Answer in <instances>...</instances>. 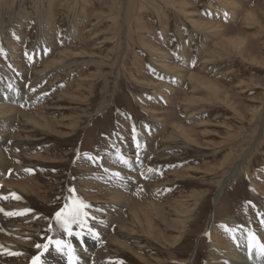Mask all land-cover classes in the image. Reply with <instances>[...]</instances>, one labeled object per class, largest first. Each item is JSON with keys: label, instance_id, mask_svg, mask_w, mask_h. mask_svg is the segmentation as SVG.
Masks as SVG:
<instances>
[{"label": "rangeland", "instance_id": "rangeland-1", "mask_svg": "<svg viewBox=\"0 0 264 264\" xmlns=\"http://www.w3.org/2000/svg\"><path fill=\"white\" fill-rule=\"evenodd\" d=\"M8 88L20 100L0 102V207L32 211L0 213V264H31L49 236L77 258L91 246L85 264H260L248 243L264 244V0H0ZM72 195L98 237L56 225ZM41 259L69 264L54 246Z\"/></svg>", "mask_w": 264, "mask_h": 264}, {"label": "snow or ice", "instance_id": "snow-or-ice-1", "mask_svg": "<svg viewBox=\"0 0 264 264\" xmlns=\"http://www.w3.org/2000/svg\"><path fill=\"white\" fill-rule=\"evenodd\" d=\"M137 148H139V143H137ZM89 159H95L94 157H89ZM121 159H123L121 157ZM127 163L126 160L123 161ZM26 171H31L30 169H26ZM107 171V169H106ZM151 171V169H150ZM113 175L119 176V173H114ZM71 193H75V188L70 189ZM10 196L15 200L22 199L21 196L16 194L15 192H11ZM9 196L0 193V200H8ZM70 200L72 201L71 204H65L64 208L60 211L55 213V223L58 228L65 233L68 237H77L83 238L84 230H87V233L99 236L98 232L94 231V228L89 225V219L95 220L96 217L91 216L90 212L87 210L91 207L90 204L85 202L83 199L72 195L70 196ZM250 203V202H249ZM31 209H23V210H14V211H6L3 207H0V213H3L5 216H20L26 215L27 213L31 212ZM73 226L80 229L79 231H73ZM225 229L227 230V226L224 225ZM52 225L50 224L47 231L51 232ZM50 246H54L56 251L67 255L69 258V264H75V261L78 259L74 257L75 248L70 241H65L63 239H53L51 236L47 237L46 243H36L35 247L38 250H42L39 254L32 257L31 264H45V261L41 259V256L44 252H47ZM3 246L0 245V248ZM248 247L251 250L252 248L257 249V255L264 258V244H260L257 246L256 244V236L254 234H249V243ZM9 255H19L20 253L9 252Z\"/></svg>", "mask_w": 264, "mask_h": 264}, {"label": "bare ground", "instance_id": "bare-ground-1", "mask_svg": "<svg viewBox=\"0 0 264 264\" xmlns=\"http://www.w3.org/2000/svg\"><path fill=\"white\" fill-rule=\"evenodd\" d=\"M251 14H249L248 16H250ZM62 61V60H61ZM60 61V62H61ZM55 65V63L53 64V66ZM48 67V69H50V67H52V65H48L47 66ZM46 67V68H47ZM54 68V67H53ZM55 69H57V68H55ZM51 71H53L54 72V69H51ZM18 72V71H17ZM46 73V72H45ZM52 74V73H51ZM54 74H56V73H54ZM57 75V74H56ZM58 75H60V74H58ZM50 76V75H49ZM71 75H69V77H70ZM48 77V76H47ZM46 77V78H47ZM45 78V77H44ZM197 79V78H196ZM68 81V80H67ZM38 83V82H37ZM198 83H199V81H198ZM197 83V84H198ZM201 83V82H200ZM36 84V83H35ZM42 84L43 85H46V83L43 81L42 82ZM195 85V84H194ZM193 85V86H194ZM199 87V86H198ZM194 88L196 89V86H194ZM15 91H13L12 90V88H8V90H6V89H3V90H0V102H3V104H5L6 102H8V104H10V103H14L15 101L17 102V101H19L20 99H17V97H15L14 96V94H13V92H15L16 94H17V92L18 91H16V89H14ZM10 98V99H9ZM7 104V103H6ZM9 113H12V112H10L9 111ZM25 116V115H24ZM8 117H10V116H8ZM25 122L26 124H30V125H33V126H35L34 124H35V122H34V120L32 119V118H29V117H23L22 119H21V122ZM32 127V126H31ZM176 129H177V127H176ZM178 131V130H177ZM175 134V133H174ZM26 137V136H25ZM253 151H255V149H252L251 151H250V153H249V155H248V157H250L252 154H253ZM0 154H1V152H0ZM29 159V158H28ZM28 159H23L22 160V162L24 161V163L26 162V164L27 165H29V164H32V162L30 161V160H28ZM247 159V158H246ZM37 160V159H36ZM245 162V160H242V161H240L238 164H236V166L230 171V173L223 179V181H222V183H221V185H220V187H219V189H218V191H217V193H216V195H215V199H214V202H215V206H217V204H218V201H219V199H220V197L222 196V194H223V192H224V190L233 182V181H235V178L240 174V172H241V170H242V164ZM36 164V163H35ZM0 183H2L1 181H0ZM1 188V187H0ZM26 189V188H25ZM24 189V191H28L29 189H26L25 190ZM4 190H5V188H4ZM108 190V189H107ZM7 191H9V190H6V192ZM23 191V192H24ZM8 194V193H7ZM6 194V195H7ZM26 195V194H25ZM133 212V211H132ZM130 220L132 221V223L134 224V227H133V233L131 232V233H129L128 235H129V237H132V236H134V235H138V234H140L141 233V231H140V229H141V226H140V224H139V221H138V218H137V216H136V213H134V214H130ZM212 222H213V215H212V217H211V225H210V227H212L213 226V224H212ZM20 228V227H19ZM22 235L25 233L24 231H22V232H20ZM127 233V232H126ZM127 235V234H126ZM86 239H92V238H84L82 241H80V244H81V246H82V243L86 240ZM89 240H86L84 243H86L87 244V242H88ZM112 241V240H111ZM120 241V240H119ZM84 243H83V245H84ZM89 243H92V242H90L89 241ZM113 243V242H112ZM93 244V243H92ZM0 245H1V242H0ZM115 246L118 248V250H123V249H127L128 251H130L128 248H123V246L118 242H115ZM82 247H84V246H82ZM89 246H87V248H88ZM2 248H4V247H2ZM92 247L90 246L89 248H88V250H85V251H83V250H81V251H79L80 252V256L78 257L79 259H77L76 261H75V264H85V262H90V260L92 261V258H91V256H93V252H92ZM25 250V249H24ZM233 250H235V249H233ZM232 249H231V251H233ZM252 253V252H251ZM250 255V254H249ZM246 256V257H242L241 255L239 256V255H236V254H234V256H233V253H231V262L232 263H234V264H251V261H250V259H252L250 256ZM193 261V260H192ZM94 262H96V261H94ZM252 262H257V263H260V264H264V258H262V257H255L253 260H252ZM89 264V263H88Z\"/></svg>", "mask_w": 264, "mask_h": 264}]
</instances>
